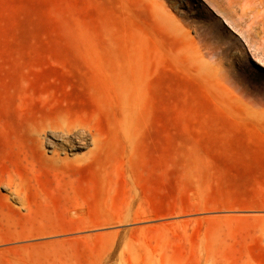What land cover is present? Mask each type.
Listing matches in <instances>:
<instances>
[{
	"label": "rangeland",
	"instance_id": "1",
	"mask_svg": "<svg viewBox=\"0 0 264 264\" xmlns=\"http://www.w3.org/2000/svg\"><path fill=\"white\" fill-rule=\"evenodd\" d=\"M254 1L0 0V264H264Z\"/></svg>",
	"mask_w": 264,
	"mask_h": 264
},
{
	"label": "bare ground",
	"instance_id": "2",
	"mask_svg": "<svg viewBox=\"0 0 264 264\" xmlns=\"http://www.w3.org/2000/svg\"><path fill=\"white\" fill-rule=\"evenodd\" d=\"M244 1V0H243ZM254 1V0H253ZM256 1V0H255ZM255 1H254V3H255ZM216 2V1H215ZM229 3V2H228ZM212 4H213V2H212ZM219 8V7H218ZM240 15H242V13L240 14ZM253 18H255V17H253ZM138 219V218H137ZM218 264H220V263H218ZM243 264H250V263H248V262H246V263H243Z\"/></svg>",
	"mask_w": 264,
	"mask_h": 264
}]
</instances>
